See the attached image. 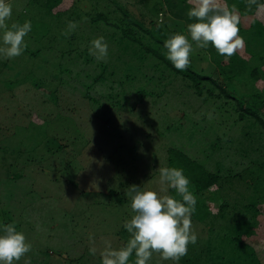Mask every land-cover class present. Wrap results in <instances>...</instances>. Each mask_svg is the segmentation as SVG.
<instances>
[{"label":"rangeland","instance_id":"1","mask_svg":"<svg viewBox=\"0 0 264 264\" xmlns=\"http://www.w3.org/2000/svg\"><path fill=\"white\" fill-rule=\"evenodd\" d=\"M40 1L6 0L12 7L9 27L30 21L31 31L24 38L22 55L0 57V229L13 223L31 244L14 264H101L105 241L118 249L129 239L123 227L134 215L128 187L171 196L169 189L160 191L157 171L168 167L171 146L223 175L257 169L255 189L260 196L255 198L246 179L241 182L247 172L241 173L229 198L238 202L230 203L225 213L229 218L237 210L247 215L244 203L255 199L264 216L263 125L249 114L240 119L231 102L226 103L228 110L219 108L225 98L209 96L206 89L198 94L187 79L151 53L144 57L128 39L109 36L113 26L93 19L98 11L119 17V4L149 24L143 12L152 13V3L160 0H72L59 20ZM71 11L79 15L73 20L82 34L77 39L73 31L64 34L74 18ZM161 15L171 27L185 25L166 6L158 19ZM259 16L264 22V13ZM176 33L189 35L187 28ZM2 35L0 29V45ZM100 37L108 54L97 60L89 49ZM189 41L192 53L199 50ZM238 51L242 54L244 46ZM255 63L259 61L250 60V67ZM259 67L264 74V60ZM214 77L228 81L219 69ZM240 86L243 91L263 85L244 80ZM229 91L237 93L238 88ZM255 108L264 118V101L256 102ZM209 193L203 198L210 211L217 212L222 199L213 200ZM191 221L198 239L189 243V252L215 248L211 252L222 254L236 247L237 242L228 243L223 234L227 219L212 220L214 227L209 219ZM255 226L257 237L248 243L264 264V218ZM92 247L95 255L90 254ZM147 264L187 263L182 258L165 261L153 253Z\"/></svg>","mask_w":264,"mask_h":264},{"label":"trees","instance_id":"2","mask_svg":"<svg viewBox=\"0 0 264 264\" xmlns=\"http://www.w3.org/2000/svg\"><path fill=\"white\" fill-rule=\"evenodd\" d=\"M160 1V3H152L154 4L152 13L151 11L143 12V15L145 13L144 17H147L146 15L148 14L149 24H146L143 17L135 18L132 11L119 4H117L121 10V15L119 17L117 16L112 18L109 13L110 11H98L97 15L93 19L99 20V22L103 21L104 23L113 26L109 36L114 37L116 40L128 39V42L135 45V48L140 49L141 53L144 52V57H146L148 53H151L160 63H163L173 73L187 79L190 84L195 87L198 94H203L204 89H206L209 96L225 98V102L219 103V108L228 110L229 108L226 106V103L231 102L233 109L237 112L240 119L249 114L264 127V118L255 108L256 102L259 100L264 101V74L259 67V63H262L264 60V39H261L264 35V22L261 20L259 15L255 14L254 11L249 12L247 10V0H222V2L226 3L229 7L232 5H236L237 7L240 15L239 36L244 40L245 51L240 54L238 49L231 57L221 56L217 53L216 49L209 44L207 49H199L191 54L189 66L185 70H177L171 61L166 59L165 53L167 52V49L164 48V41L171 35L176 34V30L181 31L182 28H187L189 23L195 22L194 20H189L187 16V12L189 11L191 5L188 3V0ZM40 2H42V4H47V11H50L53 14L55 13L58 16L57 20H59L63 13L69 10L68 6L72 0H42ZM258 2L264 3V0H258ZM163 5L171 11V15L173 17L185 20V25L177 28L171 27L169 24L170 20L166 17L163 18V24H159L158 13L162 8H165ZM71 12H73V14L70 13L72 18L74 15V18L72 19V22H74L73 20L76 17H79V15L76 14L75 11ZM143 15L141 14V16ZM247 17L251 18L249 22ZM144 34L147 35V41L149 42L144 39ZM72 36H74L72 37L73 39H77L76 36H82V34H80L77 30H74L72 32ZM117 36L119 38H117ZM188 37L190 38L189 35ZM256 39L258 45H256ZM261 42L263 45H259ZM209 56L211 59H209ZM144 57L141 58L144 59ZM252 57L255 59H251ZM250 60H258L259 63H255L250 67ZM102 66L105 67V64H102ZM216 69H219L220 72L228 78L227 83L224 84L221 80L214 77ZM111 74L113 73L111 72ZM99 77H103V73L102 76ZM244 80L255 87L258 82L262 83L263 86L261 89L258 87H251L248 90L245 88V90L242 91L240 85L241 81ZM234 88H238L237 93L229 91ZM246 97H249L247 102L245 101ZM168 150V167H175L183 170L184 175L190 181L189 190L197 199L196 211L191 216V220L201 222L209 219L212 222V220H216L220 217L227 219L230 223L227 224L228 226L225 225L228 230L224 229L223 234L224 236H227L226 239L228 240V243L232 244V242H237L236 247H234L235 245L231 246V251L223 249L225 250V253L222 254L218 251L211 252V250L215 248H209L207 250L202 249L200 251L197 249V251L195 250L194 252L187 251V254L182 257V260L187 264H227L226 262L235 264V261H238L239 258L241 260L240 264H263L259 257H257L253 247L248 243L257 237L253 231L256 228L255 225L258 222V219L264 218L260 208L261 205L257 204V201L253 199L244 203L247 207H245L248 211L247 215H244V212L237 210L236 215L233 214V217L229 218L228 212L225 213L226 208L231 206L230 203H234V205H236L238 202L234 200L232 201L229 198L231 196L230 189L235 187V182L240 179L238 175L241 173L244 174L247 172L245 177L242 175L241 182L246 183V181H243V178L246 179L247 187H254L253 189L257 194V190L255 189L257 181L254 178L255 176L257 177L258 170L247 167L240 173L237 172L223 175L217 170L208 169L204 163L198 162L182 148L171 146ZM259 164L261 163H258V166ZM228 185H230L231 188L226 190V186ZM206 191L210 192L208 195L213 200L222 199L217 212L210 211L208 204H206L205 199L203 198ZM169 193L177 200L181 199L174 189L169 188ZM262 195H264V193H262ZM258 196L260 195L257 194L255 198ZM201 227L203 228V226ZM211 227H214L213 222ZM229 228H231L230 231ZM228 232L229 234L230 232H233L235 235L233 234L228 236ZM252 234H254L253 237ZM245 237H248V240H246ZM249 237L251 238L249 239ZM223 255H226L227 258H224ZM208 256L210 261L207 260ZM80 259L81 256L76 257V260ZM135 259V253H133V255L129 258V263H134Z\"/></svg>","mask_w":264,"mask_h":264},{"label":"clouds","instance_id":"3","mask_svg":"<svg viewBox=\"0 0 264 264\" xmlns=\"http://www.w3.org/2000/svg\"><path fill=\"white\" fill-rule=\"evenodd\" d=\"M191 5L187 16L195 22L187 25V30L195 47L207 49L211 44L221 56L231 57L244 46L239 36L240 15L236 5L229 7L222 0H188ZM246 8L256 15L264 13V3L247 0ZM12 7L6 0H0V29H3L0 57L10 59L22 55L26 44L24 38L31 31V22L23 25L7 21L11 19ZM159 24H163L161 15ZM76 23L69 21L70 34ZM166 59L177 70H185L190 63L193 44L189 37L176 33L164 41ZM90 54L97 60L106 58L108 45L103 37L91 41ZM209 59L211 57L209 56ZM212 118L211 113L208 114ZM160 191L166 193L174 189L180 200L170 195H158L153 190H141L140 186L131 185L126 195L130 198V207L134 215L126 220L123 227L129 233L126 244L114 249L105 241V248L100 253L101 264H129V258L135 253L134 264H147L153 253H159L162 260L178 262L187 254L189 243L197 242V234L192 230L191 216L196 211L197 199L189 190V179L183 170L175 167H159ZM0 234V264H14L31 250L22 232H18L13 223L2 226ZM90 254H96V248H90Z\"/></svg>","mask_w":264,"mask_h":264}]
</instances>
